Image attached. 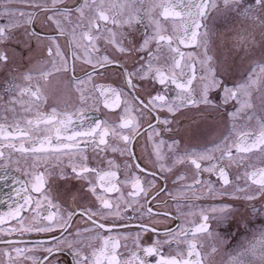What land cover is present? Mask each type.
<instances>
[{
	"label": "snow or ice",
	"instance_id": "snow-or-ice-1",
	"mask_svg": "<svg viewBox=\"0 0 264 264\" xmlns=\"http://www.w3.org/2000/svg\"><path fill=\"white\" fill-rule=\"evenodd\" d=\"M12 3L23 7L5 6ZM0 16L8 20V23L0 25V63L8 62L4 46L17 39L14 30L23 26L24 43L35 40L37 45L47 44V63L54 71L67 73L69 61L73 72L76 62L89 65L91 69L85 72V79L75 75L70 78V83L79 93L80 102L71 110L66 105L63 111L55 106L48 112L42 111L47 97L39 84L31 83L32 75L25 74L23 79L29 83L19 88L21 99L13 100L12 104H18L22 113L31 115L14 118V124L0 123V148L4 149L0 151V158L4 157L5 151H10L31 154L36 160L31 171H25L30 179L23 189L26 193L23 203L0 216V242L7 245L0 249V255L8 257V264H52L55 254L64 250L61 247L64 245L73 253L74 264H152L149 257L154 264H208V253L202 251L205 246L198 241L199 234L208 232L209 216L203 212L201 223L194 228L168 230L163 239L157 235L147 246L142 245L138 233L132 249L123 245L127 249L126 255L119 251L122 247L119 240L104 233L126 228L125 217L137 219L140 232L157 231L151 223L152 218L168 215L156 211L149 203L150 197L158 200L161 194L157 189V170L160 173L172 172L177 165H190L195 172L191 183H187L184 174L176 177L177 182H183L180 192L191 191L197 195L196 189L203 187L209 196H223L228 194L227 187L232 184L230 164L239 166L257 152L264 157V116L248 115L249 121L255 119L256 126L246 131L236 130L240 114L253 108V88L262 90L264 108V0H75V3H69V0H0ZM37 17H43L41 23L49 31L32 30ZM145 17L152 27L151 34L142 38L138 46L128 47L121 29L143 23ZM221 20L225 25L230 20L250 22L230 30L234 31L231 48L223 60L217 54L213 41L215 25ZM257 31L261 48L258 58L253 54L257 46ZM61 40L64 45H61ZM101 41L116 53L136 54V62L131 69L125 66L120 71L121 83L118 85L96 83V78L110 68L118 70L115 66L120 64L113 55L101 54ZM153 44L155 48L151 47ZM230 57L232 64L228 63ZM237 57L241 64L248 61L245 78L228 86L226 80ZM51 75L52 71L41 72L46 81ZM86 84H91V89H87ZM155 85L160 89L154 90ZM213 91L223 94L224 103L233 100L239 105L228 114L231 124L218 142H213L211 148L182 151L181 141L174 137L164 139V133L172 131L176 114L182 110L195 108L201 111V105L219 107L211 98ZM25 96L27 100L23 99ZM89 99L95 101L97 110V106L102 104L116 119L94 121L84 126L83 113ZM15 110V107L9 109ZM165 112L169 115H161ZM144 135L145 144H151L154 157L150 158L149 165L140 163L134 152V141ZM89 148L105 167L92 166L87 153ZM109 150L126 157L123 165L114 159H106ZM217 151L220 152L219 157L214 154ZM100 153L105 159L100 157ZM41 155L49 158L43 162V171L39 170ZM64 157H67L66 162ZM225 160L229 164L223 163ZM16 163L19 164V160ZM49 165L53 170L60 169L61 179L71 176L84 180L88 191L95 197L96 206L90 204L79 209H62L48 192V179L53 175ZM204 173L217 176V182L204 179ZM163 178L166 180L168 177ZM237 179H243L248 187L257 186L264 196V166L248 163L243 175L238 174ZM217 184H220L219 188ZM153 189H156L155 195ZM172 198L179 203L177 197ZM247 198L253 199L254 196ZM219 211L225 213L226 206ZM25 214L31 217L28 224L24 223ZM77 214L87 217L90 227L72 232L70 225ZM144 216L149 217L148 222L144 221ZM109 218L111 223L101 222ZM57 231L59 237L53 235L47 244L32 247H21L14 239L16 235L26 233ZM82 233H93L99 247L89 245V250L85 251L81 247ZM5 237L13 239L5 240ZM261 237L260 244L264 246V232ZM165 245L169 249L168 255L164 254ZM37 249L42 252L39 257ZM215 251L213 247L211 252ZM229 264H237V257H230Z\"/></svg>",
	"mask_w": 264,
	"mask_h": 264
},
{
	"label": "flooded vegetation",
	"instance_id": "flooded-vegetation-1",
	"mask_svg": "<svg viewBox=\"0 0 264 264\" xmlns=\"http://www.w3.org/2000/svg\"><path fill=\"white\" fill-rule=\"evenodd\" d=\"M69 3H75V0H69ZM8 8H18L23 7V5L14 6L12 4L5 5ZM43 17H37L36 23L33 26L34 32H47L49 29L46 25L41 23ZM7 18L5 16H0V25L6 24ZM108 27H112L111 24H108ZM124 33L125 43L128 47L138 46L142 43V38L146 35L151 34L152 27L148 23L147 17L144 18L143 23L135 24L131 28L125 26L121 29ZM61 45H64V41H60ZM101 48V54L113 55L115 58L119 59L120 64L118 70L112 68L109 69L107 73L103 76L96 78V83L99 84H113L118 85L121 83L119 80L120 71L124 70V67L127 66L128 69H131L133 64L136 62V54L125 55L116 53L115 50L104 41H101L99 44ZM20 45L17 41L12 43L9 41L5 46L4 50L7 52L9 60L15 57V53L19 51ZM155 48V45H151ZM40 48V49H39ZM39 49V51H38ZM23 48L20 47V51ZM186 51H201L200 49H187ZM29 57L32 58L34 62L28 63L25 69L20 70L16 69L15 71L6 72V74H0V109L3 111L0 112V123L5 125L14 124L15 119L24 114L21 112L19 105H13V100H20L21 97L18 95L20 87L26 86L29 82L23 79L24 75L30 73L33 77L31 83L33 85L39 84L42 88L44 95L47 97V100L44 102L42 111L48 112L51 107H58L61 111L65 110L67 105L68 110L72 109L73 105L79 104V93L74 84L70 83V78L75 75L80 79H85V72L90 71V66L76 62L75 71L73 72L71 61H69V70L67 73L56 72L52 69L51 64L47 63V44L37 45L35 52L29 54ZM8 60V61H9ZM0 64H7L0 63ZM57 64H59V59L57 58ZM43 71H52V75L46 81L41 76ZM234 82V81H233ZM233 82L226 80L228 86H231ZM87 89H91V84H86ZM151 88V86H149ZM160 86L155 85L154 90H159ZM174 93H169L173 95ZM222 93L219 91H213L211 93V98L215 104L219 107H205L201 105V111L197 109H184L180 113L176 114V120L172 124V131L164 133V139L169 137H174L175 139L181 141L180 149L183 151L185 149L189 151L202 150L205 147L211 148L213 142H218L225 134V130L230 126L231 121L228 114L236 110L237 103L236 101L229 100L227 103H224L222 100ZM24 100H27L28 97H23ZM256 106H262V100L260 97L253 99ZM95 101L89 99L86 105V111L84 115V126L87 123L100 120H114L116 119L115 115H110L108 110L104 109L102 104L98 105V110L94 107ZM15 107V112L9 111L10 108ZM117 109V113H119ZM161 115L167 116L168 113H162ZM171 119V117L169 116ZM241 121L247 125H255L256 123L249 121L246 115H242ZM247 121V122H246ZM224 125L223 128L219 127ZM238 122L236 123L237 131H246L248 128L238 129ZM79 127V125H77ZM219 127V128H218ZM146 135L139 137L134 141V152L135 156L140 158V163L144 165H149L150 158L152 157V146L151 144H145ZM18 146V145H17ZM0 151H4L3 148H0ZM89 155L90 163L92 166L105 167L106 165L101 164L99 160L95 159L92 149H87ZM259 152L255 153L258 154ZM219 157L220 152L217 151L214 153ZM171 156V154H169ZM100 157L105 159L104 154L100 153ZM254 155L251 156L253 158ZM45 159H49L41 155L40 158V171H43V162ZM65 162L67 157L63 158ZM106 159H114L120 165H123L126 157H121L119 153H113L111 150L107 152ZM16 160H19V164L16 163ZM261 162L254 164L257 167L264 166V157H260ZM36 162L35 158L31 155H23L20 153H10V151H5L3 158H0V177L4 179L6 184H15V176L19 178L23 186H28V181L30 179L29 175H25V171H31V166ZM168 163L171 164V159L168 160ZM206 163V162H203ZM225 164H229L228 160L223 161ZM233 164H230L229 171L231 173V186L227 187V191L231 193L235 192V174ZM53 175L48 179V192L53 201L59 203L62 209L66 210L69 208L79 209L81 207H87L88 205L96 206L95 197L88 191L86 182L84 180L73 179L69 176L66 179L60 178V169H51ZM250 170V169H249ZM70 171V170H69ZM157 189L161 190V194L158 200H153L149 198V203L151 206L159 211L160 213H168L167 216L160 215L152 218L151 223L154 228L157 230L153 232L151 230L146 232H140L139 230V221L137 219L128 220L125 217V223L127 227H121L114 229L111 233L105 232L104 235H112L114 238L119 240L120 245L122 246L119 251L121 254L126 255L127 249H132L134 247V242L139 233V239L142 245H150L153 240L156 239L157 235L161 239L164 238V234L168 230L177 231L181 228L191 229L196 225L201 223V214H206L209 216L207 221L208 232L198 235V241L204 244L205 248L202 251L208 253V264H212L215 258H222V260H230V257L241 256L243 253L246 256L252 258L251 264H257L261 261L264 264V246L260 244L261 233L264 232V203L263 197L259 196L255 203H252L249 207H246L247 200H244L242 205L246 207V210L243 209V206L237 208V205L233 203L231 207L226 208V212L222 213L219 211L220 206H213L212 203L215 202V196H209L206 193L205 188L201 187L196 189L197 195H194L191 191L180 192V188L183 182H177L176 177L180 174H184L187 178V183L192 182V178L195 175L194 169L190 165H177L173 168L172 172L160 173L157 170ZM123 172L121 171V176ZM167 176L165 180L163 177ZM203 178L210 180L212 182H217V176L210 175L209 173H204ZM242 182H244L242 180ZM217 187H220V184H217ZM257 187V186H255ZM167 189V191H163ZM7 193H13L12 191H7ZM153 195L156 193V189L152 190ZM171 193V195H169ZM115 195V194H112ZM175 196L178 198L174 200L172 197ZM256 204V205H255ZM218 209V211H211V209ZM5 214H0V216ZM225 215L227 218L225 219ZM26 219L25 224H28L31 220L29 214H25ZM144 221L148 222L149 217L144 216ZM73 223L70 225V231L75 232L77 229H85L90 227V222L87 220V217L81 216L79 214L73 217ZM103 223H111V218L106 221H101ZM240 224L242 227H238ZM18 226V225H17ZM235 227V229H233ZM242 231H241V230ZM124 234H127V238H124ZM55 235L59 237V231L55 233H26L23 236L16 235L14 239L19 242L21 247L27 245L32 247L36 244H47L51 237ZM5 240L13 239V237H5ZM82 245L85 251H88V246L93 245L99 247L98 241L94 238L93 233H82ZM245 243L246 251L243 252V248L238 250V247H235V244ZM127 245V249L123 245ZM254 244L258 247H254ZM7 245L0 242V249L6 248ZM64 250L59 251L55 254V259L52 264H74L73 253L67 249L66 246H61ZM215 247L216 251L211 252V249ZM254 248V249H253ZM164 254H169V249L167 246H164ZM172 254H175V245H173ZM14 255V254H13ZM36 255L39 257L42 255L41 250L37 249ZM149 261L154 264L152 258H148ZM159 259V257H156ZM0 262L2 264H8V257L6 255H0ZM31 264V262H28Z\"/></svg>",
	"mask_w": 264,
	"mask_h": 264
},
{
	"label": "rangeland",
	"instance_id": "rangeland-1",
	"mask_svg": "<svg viewBox=\"0 0 264 264\" xmlns=\"http://www.w3.org/2000/svg\"><path fill=\"white\" fill-rule=\"evenodd\" d=\"M14 6L20 5L17 3H13ZM42 21V19H41ZM8 23V20L7 22ZM250 22L247 21H242V20H230L227 25H225V23L221 20V21H217L216 25H215V35L213 36V41H214V46L217 50V54L219 55L220 59L223 60L224 55L227 54L231 48V36L234 35V31H230L233 29H239L241 28L243 25H246ZM17 39L16 40H12L10 41L11 43L13 41H17L18 44L20 45L21 48H23L22 51H20V47H19V51L15 53V57L11 60H9L7 62V64H0V74H6V72H10V71H15L16 69H20L23 70L26 68V66L28 65V63L30 62H34L32 60L31 57H29V54L33 53L36 51L37 49V43L35 40H32L28 43H24L23 42V31H24V27L21 26L20 28H17L14 30ZM256 40H257V46L253 49V54L254 57H259L260 52H261V48L259 46V42H260V34L259 31H257L256 33ZM227 42V47L225 46ZM40 49V48H39ZM38 49V51H39ZM233 56L235 55L234 53L232 54ZM241 55H243V53H241ZM229 64H232V58L230 57L228 60ZM248 65V61H244L243 64H241L240 59L237 57L235 60V64L233 65L229 77L227 78V80H229V82H233V81H240L243 78H245L244 75V70L247 68ZM260 97L262 100V90L261 89H257V88H253L252 89V94H251V103L253 104V108L252 109H247L244 112H242L240 114V118L238 119V129H242V128H251V127H255V125H250L247 124L245 125L242 121V115H246L248 117V115L251 114H255L256 116H264V108H262V106H256L255 102H253V99ZM242 99H247V97H242ZM237 107H239V105L237 104ZM236 107V108H237ZM3 111L2 109H0V112ZM247 122V121H246ZM252 122L256 123L255 119L252 120ZM221 128L224 127V125L219 126ZM218 127V128H219ZM261 154H254V157L251 158L249 161H244L242 163L239 164V166L237 164H234L233 167L235 169L234 174H235V182L234 185L235 186V192L231 193L230 191H227L228 194H225L223 196H215L213 198H215V202L212 203L213 206H220L221 208H224L226 206V208H229L231 206H233L232 204L235 203L237 205V208H240L241 206H243V209L246 210V207H249L252 203H255V200L261 196L260 192L258 191V188L255 186L252 187H248L247 185H245L244 182H242L243 179H237V175L239 174L240 176L243 175V172L245 170V167L247 166L248 163L251 164H256L257 162H261L260 160ZM240 189V190H237ZM254 196L253 199H248V196ZM263 197V203H264V196ZM247 200L246 203V207L244 205H242L243 201ZM256 205V204H255ZM238 227H242L240 224L237 225ZM236 226H234L233 229H235ZM241 230V229H240ZM242 231V230H241ZM246 244L245 243H239V244H235V247H238V250H240V248H243V252L246 251ZM254 247H258L254 244ZM254 249V248H253ZM230 260H222V258H215L214 261H212V264H229ZM252 263V258L250 256H246L245 253H243L241 256H237V264H251ZM257 264H263V262L261 261L260 263Z\"/></svg>",
	"mask_w": 264,
	"mask_h": 264
},
{
	"label": "water",
	"instance_id": "water-1",
	"mask_svg": "<svg viewBox=\"0 0 264 264\" xmlns=\"http://www.w3.org/2000/svg\"><path fill=\"white\" fill-rule=\"evenodd\" d=\"M25 187L21 183L18 177L15 176V184H6L4 179L0 177V212H5L6 214L12 211L9 209L10 205H18L23 203V197L25 192L23 191ZM14 191V193H7V191Z\"/></svg>",
	"mask_w": 264,
	"mask_h": 264
}]
</instances>
